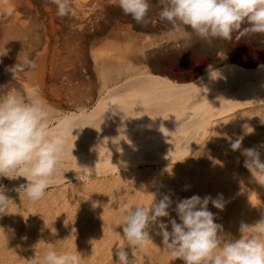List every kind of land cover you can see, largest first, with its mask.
<instances>
[{
  "label": "bare ground",
  "instance_id": "obj_1",
  "mask_svg": "<svg viewBox=\"0 0 264 264\" xmlns=\"http://www.w3.org/2000/svg\"><path fill=\"white\" fill-rule=\"evenodd\" d=\"M72 7L69 16L59 18L55 6L47 0H0V53L7 52L0 56V69L14 66L18 58L35 56L32 61L36 67L22 72L23 90L39 88L41 97L53 110L48 122L51 130L55 131L59 121L65 118L77 128L67 136L66 153L57 165L59 174L49 187L53 189L48 197H52L55 213L60 211L59 200L69 206L85 205L89 201L86 205L91 211L93 202L102 204L107 199L118 201L119 208L146 207L153 200V193L157 198L167 193L174 202L194 194L213 198L222 194L224 207L229 209V220H220L224 231L230 229L225 233H240L241 223L245 221L251 223L247 222L250 226L247 232L254 233L255 223L264 215V186L254 182L250 174L244 177L245 157L240 151H232L231 143L224 141L243 136L242 148L264 143V37L258 34L241 37L238 54L229 45L225 47L224 40L217 39L211 44L198 42V38L189 37L184 29H174L167 23L168 29L159 32L160 26L151 17L147 26L135 25L136 30L154 34L152 39L144 40L146 43L164 39L169 56L176 61L190 57L187 51L200 54L188 74L186 71L184 75H176L173 67L161 70L154 60L152 73L132 59L138 48L142 49L132 43L140 35L131 33L129 27L111 25L110 19L119 14L118 10L122 12L112 0H72ZM247 26L244 24L242 28ZM63 27L66 32L60 31ZM59 32L60 45L57 44ZM155 32L160 35L158 39ZM104 33L124 36L129 42L92 51L89 42ZM174 48L179 51V57ZM162 58L166 63L171 60ZM179 65L185 68V64ZM8 78L1 74L0 85L12 89L14 82ZM57 88H66L63 99L67 111L62 100L58 102ZM85 88L90 90L82 91ZM245 127L254 131L246 134ZM261 151L264 153V149ZM207 164L211 167H205ZM6 179L0 177V182ZM25 182L23 177L8 179L4 186L13 189ZM210 186L211 190H207ZM75 192H78L77 202L72 197ZM128 193H132L127 199L130 204L125 201ZM6 194L13 204L18 192ZM21 194L25 195L23 191ZM28 203L34 208L43 200ZM208 208L222 211L211 203ZM99 211L107 210L103 207ZM9 212L14 214L12 208ZM65 227L62 224L61 231Z\"/></svg>",
  "mask_w": 264,
  "mask_h": 264
},
{
  "label": "clouds",
  "instance_id": "obj_2",
  "mask_svg": "<svg viewBox=\"0 0 264 264\" xmlns=\"http://www.w3.org/2000/svg\"><path fill=\"white\" fill-rule=\"evenodd\" d=\"M55 6L56 15L64 18L72 13V0H47ZM122 13L130 16L136 24L147 26L150 0H112ZM158 20L174 29H184L189 37H198L211 44L214 40H231L244 36L264 37V0H156ZM247 24V27L242 25ZM186 29H191L188 31ZM7 52L0 53V56ZM35 63L25 56L8 71L13 75L34 69ZM52 108L40 95L38 87L16 91L0 85V177L10 180L23 177L25 183L18 188L7 189L0 184V215L7 211L11 198L9 191H23L35 203L42 200L59 174L57 165L67 150V136L72 127L67 118L59 121L55 131L49 127ZM246 134L254 131L246 129ZM243 136L231 142L232 151H240L245 157L244 166L252 174L253 181L264 186V143L242 148ZM223 210L222 194L177 199L167 193H153L148 206L125 205L123 208V235L128 247L114 252L116 264H133L129 248H143L150 233L162 237L174 260L183 264H264V215L255 223V232L244 238L248 224L241 223L240 237L225 234L223 226L215 222L216 216L208 208ZM175 204V207H173ZM174 211L179 219H172ZM162 218H169L165 223ZM169 225L171 230L169 231ZM79 252H58L51 248L41 258L35 253L31 264H79Z\"/></svg>",
  "mask_w": 264,
  "mask_h": 264
},
{
  "label": "rangeland",
  "instance_id": "obj_3",
  "mask_svg": "<svg viewBox=\"0 0 264 264\" xmlns=\"http://www.w3.org/2000/svg\"><path fill=\"white\" fill-rule=\"evenodd\" d=\"M154 1L156 2V0H150V3L152 4V7L154 5L156 6V3L154 4ZM155 6L153 7V10L151 9V11H150L151 13L149 15H150V17L153 18L152 22L154 20L156 22V25L160 26V29H159L160 31L159 32H164L165 29L167 30L168 28H166L165 23L159 22V20H158V11H159V9L157 7H155ZM117 9H119V8L117 7ZM156 10H158V11H156ZM118 12H119V14L117 13L116 16L114 15V17L110 19L111 25L116 23L117 25L119 24L118 26H121V27H124V28L125 27H129L131 33H135L137 36L140 35V36H138V40L137 41H135V42L132 41V43L135 46H137V47H141L142 46V49L139 50V48H138L139 53L137 51L135 57L132 58L133 61H135L134 63L137 66L146 67L147 69H149L152 72L153 71L152 67H155V65H156V63L154 61H157V63L160 64V65L158 64V66H159V68L161 70H167V69H169V68L171 69L173 67V70H174L175 74L176 73L183 74L186 71H187L186 74H188L191 71L190 69H191L192 65L194 64V61H195L194 59L196 58V56L198 54H196V53L194 54V52L187 51V52H189L190 57L187 55L186 59L178 60V61L174 60L172 57L169 56V53H168L169 50L167 49L168 45H167V43L165 42L164 39H162L161 41H157L155 43H152V44L146 43V41H144V40L145 39L146 40L152 39L154 37L153 36L154 34L153 33H148V32H143V31H140V30H136V26H135L136 23H134L135 21L133 22V20H132V18L130 16H126V15H124L121 12L122 15L126 16V19H125V17H124V19H122L123 17L121 16L119 10H118ZM117 18H118V20H117ZM163 24H164V26H162ZM66 30L67 29L65 27H63V29L62 28L60 29L61 32L62 31L66 32ZM188 31H191V29L188 30ZM61 32H59L58 35H57V42H58L57 44L58 45H60L59 41H62ZM156 33L157 32H155V34ZM236 35H235V33H233V36H232L231 40H224V43H225L224 45H225V47L229 45L230 46V47L228 46L229 48H231V49L233 48V51L235 53H238L239 50H240L239 46L241 47V45L238 44V43H241V40L238 41V39L236 38ZM146 36L147 37L149 36L148 37L149 39L146 38ZM156 37L158 39L160 37V35L158 36V34H156L155 38ZM119 38L120 37H116V36L109 35V34L107 35L106 33H104V34H102L100 36H97L93 40H91L89 42V44H88V47H91L92 51L93 50H105L108 47H110L111 44H113L115 46H120V45H122L125 42H129V40H128L129 38H124V36L121 37L120 39ZM197 38L198 37H196V39ZM198 40H200V39L198 38L197 41ZM162 42L163 43L165 42V43L162 44ZM165 45H167V46H165ZM157 46H158V48H157ZM151 47H152V49H151ZM144 48H146V50ZM174 49H176V48H174ZM174 49H172L173 52L176 54V56L179 57V53H178L179 51L177 49L176 50H174ZM154 56L157 59H155ZM157 56H159V57L161 56L160 59ZM163 56L165 58H167L166 61L170 60V59L171 60L169 62L167 61V63H166L165 59L162 58ZM34 57L35 56L30 54L29 59L30 60H34L33 59ZM87 59H88L87 62L89 63V61H91V56L89 55V53L87 54ZM152 60H154V61H152ZM148 63H150V64L153 63L154 65L151 64V66H150V64H148ZM170 63L174 64V65L172 66ZM181 63L185 64L184 65L185 68L181 67L182 65H179ZM162 64H164V65H162ZM163 66H165V67H163ZM177 66H178V68H177ZM12 67H13V65H12ZM187 67H190V68H187ZM10 68H11V66H10ZM183 68H184V71H183ZM8 69H9L8 67L7 68L4 67L3 69H0V75L3 74L4 76H7V78L9 77L8 79L11 82H14V86L12 87L13 90L23 91V87H22L21 83L25 82L24 81L25 78H23L22 72H16L13 75V73L11 71H8ZM177 70H180V71L177 72ZM85 72L86 71H84L83 73H85ZM152 73H154V71ZM80 74H82V73H80ZM65 89H58L57 88L56 89L57 91L55 92V94H58V96H59L58 102L60 103V101L62 100L61 101L62 107L64 108L65 111H67L65 109V108H67V105H66L65 100L63 99ZM85 90L89 91L90 88L89 89L85 88L84 90L82 89V91H85ZM94 94H95V96L98 95L97 90H96V92H94ZM95 96L93 95V97H95ZM54 102H56L55 98H54ZM48 103L49 104H53L50 101H48ZM226 139H229V138H226ZM234 140L235 139L232 138V139H229V140H225L224 142H228L230 144ZM205 167L210 168L211 164H207V165H205ZM245 173L246 174H245L244 177H246L247 174H250V176H252V174L249 172L248 169H247V171ZM7 181H8V178L5 180V182H3V183L0 182V184L4 185V183L6 184ZM211 188L212 187L210 186V187L207 188V190H211ZM52 190H53L52 188H49L47 190V193H46L45 197L42 199L43 203L38 204L39 206L37 205L34 208H31L29 206V203H28L29 199H28V197L26 195H24V194L19 195V193H18L16 195V197H15L16 200L14 199L15 202L13 204H12V202L9 203V206L7 208L6 213L4 215H0V226H1L0 227V232H1L0 233L1 237L0 238H2V240L0 239V264H25V263L26 264H31V260L30 259L34 257L35 253H40V256L42 258L43 255L46 253V251L51 249V248H55L58 252H72V253H75L77 251V252L81 253L82 257L80 259L79 264H94V263L95 264H108L109 261H110L109 264H116L115 256L112 255V254H114V252L116 250L128 247V245L126 244L127 240H126L125 236L122 234L123 233L122 225H123L124 216H123V214L121 215V213H120L123 210L125 205H122L119 208V202L118 201L107 199L102 204H98V202H93L92 203L93 204V208L90 211L89 210L90 206H87L90 203L89 201L86 203L87 205L86 204L85 205L84 204L81 205V204L77 203L75 206H73V205L69 206L67 204L64 205V201L63 200H59L57 203L59 204L60 211L58 213H55V211L53 210L54 204H52V201H51L52 197L51 196L48 197V194L50 193L49 191H52ZM54 195L56 197L57 194H54ZM131 195H132V193L131 194L128 193V195L125 198V201H127V199L129 197H131ZM23 197H24V199H23ZM72 197L77 202V200H78V198H77L78 197V192H75V195H72ZM20 199H21V201H20ZM157 199H159V198H157ZM18 200H19V202H18ZM90 201L92 202L93 200H90ZM126 203L130 204V201H127ZM79 205H80V207H79ZM103 207H104V209L106 208L107 211L100 212L99 210L101 208H103ZM11 208L13 209L12 213H14L12 215L9 212V210ZM224 208L225 209H223L219 213H218L217 210L216 211H214V210L211 211V212H213L215 214L216 217H218V218L215 219V222L218 223V224H221V221L223 222L225 219H228V217H229V216H227L229 214V209H227L228 207H224ZM20 211L21 212L23 211V212L21 213ZM82 213H84V214H82ZM32 215H34V216H32ZM109 216H110V218H109ZM226 216H227V218H226ZM18 217H19V220H18ZM107 217L109 219H107ZM170 218L176 219L177 222L179 221L177 214H172L171 213V217ZM6 219H7V222H6ZM103 219H104V221H103ZM168 219L169 218H162V220H164L165 223L168 222ZM228 220H226V221L228 222ZM2 221H3V223H2ZM227 222L225 223V226H226ZM247 222L248 221H245L243 223L247 224ZM61 223L65 224L66 227L68 226L67 228L65 227L64 231H61V229H62V224ZM248 223H250V222H248ZM1 224H3V225H1ZM253 224H254V222H253ZM250 225H251V223H250ZM235 226H236V224H235ZM235 226H234V228H235ZM170 230H171V227L169 225V231ZM229 230L226 228L224 233L228 232ZM232 230H234V229H232ZM78 231H79V233L77 235ZM20 232H21V234H20ZM97 232H99V233H97ZM151 233L152 234H150V235H151L152 240H149L148 243L143 247V249L142 248H129L130 257H131V259L133 261V264H183V262L181 260H174L171 257V255L169 254V252L167 251V249L163 248L162 237H160L159 235H156L155 232H151ZM225 234H227V233H225ZM238 234L241 235L240 233H234L233 231H231L230 235L232 237H234V238H239L240 236H238ZM250 234H252V233L246 231L244 233V238H247V236L250 235ZM36 235H38V236H36ZM16 243H18L19 245L16 244ZM116 247L118 249H116ZM113 250H114V252H112ZM22 254H23V256H21ZM3 255H5V256H3ZM95 256H96V258H95ZM97 257H98V259H97ZM110 259L113 260V261H111ZM15 261H16V263H14Z\"/></svg>",
  "mask_w": 264,
  "mask_h": 264
}]
</instances>
